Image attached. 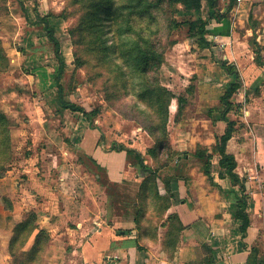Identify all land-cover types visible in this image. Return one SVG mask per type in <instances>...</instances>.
Returning a JSON list of instances; mask_svg holds the SVG:
<instances>
[{"label":"rangeland","instance_id":"obj_1","mask_svg":"<svg viewBox=\"0 0 264 264\" xmlns=\"http://www.w3.org/2000/svg\"><path fill=\"white\" fill-rule=\"evenodd\" d=\"M208 4L216 6L220 16L230 13L238 40L247 34L251 36L248 29L254 28L264 42V28L258 27L259 18L264 17V0H188L186 5L174 4L171 0H52L49 3H42V0H0V49L3 48L8 58L5 61L8 71L0 75V114L3 116L0 119V172L2 154L9 156L8 170L75 168L73 175L78 179H75L72 189H60L61 196L71 202L65 210L80 221H66L60 225L61 229L79 232L77 236L89 230L94 218L103 212L106 196L105 188L96 180L90 160H79L62 153H74L71 147L66 146V150L61 147L66 123L75 128V124L82 120L81 126L99 129L103 136L101 145L107 150L122 146L128 148L133 144L144 147L151 140L139 123L148 124L149 121L145 111H148L146 106L150 105L151 97L143 99L142 96L151 85L145 78L157 77L167 92L170 93L167 86H171L175 94L181 95L186 102L198 100L194 90L196 78L172 77L169 72L173 67L164 64V54L172 52V41L180 36L179 33L184 31L186 37V31H178L177 24L197 21L200 16L207 18ZM184 6L203 8L197 11ZM50 11L58 12L60 16H53ZM47 26L54 30L60 41L65 60L66 68L61 78L64 100L83 107L89 119L70 110L65 113L67 117L62 113L63 106L54 80L58 62L48 39ZM151 46L156 48L152 50L154 60L150 62L151 71L144 76L140 71L144 64L141 52ZM244 46L250 44L244 43ZM2 57L0 51V65L4 64ZM210 74L206 76L210 77ZM162 102L166 105V94H162ZM234 105L243 109L238 103ZM240 109H235L236 116L241 113ZM96 111L100 112L98 116H95ZM169 129L171 133L174 131L173 123ZM56 145L61 150L57 151ZM200 150L204 152V149ZM151 155L155 167L152 169L159 170L172 158V147L169 143L161 155ZM29 158L33 160L34 167L27 163ZM84 168L88 169L85 171ZM7 176L11 184L19 187L15 195L7 191L6 203L10 209V200H14V196L15 199L27 196L28 191L23 194V188L28 184V175ZM172 195L168 179L160 178L153 171L147 173L137 202V242H153L158 227H167L165 212ZM31 203L27 200L26 205L20 206L23 215L24 208L34 209L25 216L26 220L31 215L29 226L19 229V232L13 230L8 245L9 264H46L48 261L54 240L47 231L36 237L45 212L39 216L37 206ZM63 206L60 208L64 209ZM11 220L13 217L7 215V230L14 224ZM129 233L127 229L117 231L119 237ZM58 256L62 261V255ZM76 257L66 259L69 261Z\"/></svg>","mask_w":264,"mask_h":264},{"label":"crops","instance_id":"obj_2","mask_svg":"<svg viewBox=\"0 0 264 264\" xmlns=\"http://www.w3.org/2000/svg\"><path fill=\"white\" fill-rule=\"evenodd\" d=\"M49 1L52 2L42 0V3ZM50 14L58 15V12L50 11ZM263 20L264 17L259 18V28H264ZM234 26L230 13L220 22L213 20L206 35L211 44L209 48H202L197 38H189L187 30L183 29L186 37L184 31L179 33L171 45L172 52L165 53L164 64L173 67L169 72L172 77L196 78L194 90L198 100H188L181 106V95H176L175 90L167 86L174 94L168 121V129L171 123L174 129L172 133L168 130L172 158L157 174L170 181L173 195L165 212L167 227H158L155 241L137 242L138 230L135 228L139 214L137 202L147 173L126 151L104 149L101 131L81 126V120L75 128L66 123L61 147L63 150L66 146L71 147L74 153H62L92 162L96 180L106 190L103 212L94 218L89 230L78 236L79 232L61 229L60 225L66 221H80L65 210L71 202L61 196L60 189H72L78 179L73 175L75 168H35L33 160L26 159L34 168H11L0 179V264H9L8 245L13 230L34 209L24 208L23 215L20 206L26 205L27 200L37 206L39 216L45 212L44 221L39 222L40 229L49 232L54 240L46 264H264V42L254 28L248 29L251 36L247 34L238 40ZM244 43L250 46L246 47ZM223 62L236 68L241 84L232 102L242 105L243 109L239 116L235 111L228 115L237 126L227 144V153L237 161L236 173L245 184L244 195L248 197L250 226L244 234L236 215L243 192L240 186H233L220 166V154L214 151L227 128L221 118L224 111L221 99L228 86L237 82L236 75L222 67ZM209 73L211 76L207 77ZM62 113L65 116L67 110L63 109ZM146 135L151 140L144 147L133 144L128 148L142 154L146 165L152 169L155 167L150 151L154 150L155 142ZM66 140H70V145ZM55 147L57 151L61 150L58 145ZM201 148L210 159L197 155ZM207 164L209 176L203 171ZM22 173L28 175V184L24 186V192L21 190L23 194L28 191L27 196L16 199L14 196V200H10L12 207L7 209V191L15 195L19 188L18 184H11L7 175ZM53 183L54 187L51 186ZM7 215L13 217L10 230H7ZM171 219L181 226L180 230L171 229ZM119 229H127L130 233L119 237ZM59 254L64 260H59ZM74 256L76 259L67 261L66 258Z\"/></svg>","mask_w":264,"mask_h":264},{"label":"trees","instance_id":"obj_3","mask_svg":"<svg viewBox=\"0 0 264 264\" xmlns=\"http://www.w3.org/2000/svg\"><path fill=\"white\" fill-rule=\"evenodd\" d=\"M4 1V0H3ZM207 1H215V0H207ZM172 3L174 4H188V0H171ZM197 4L200 5L199 1H197ZM207 6V12H208V17L205 18L203 16H200L197 18V21H186V22H179L177 24L178 31L185 29L187 30V36L189 38H197L199 45L202 48H209L211 44L207 41L206 35H207V29L210 26L211 22L213 20L220 22L222 19L227 18L229 13L219 15L218 10L216 6H211L208 4ZM21 6L22 3H21ZM187 9H194L197 11L202 10L203 6H184ZM26 12V10H25ZM53 15V14H51ZM53 16H60V15H53ZM47 35L49 42L51 43L53 47V52L55 55V58L58 62V69L57 72L54 76L55 84L58 89V95H59V102L62 104L63 109L65 110H70L75 113H82L83 116L87 119H89L88 112L80 106L76 105H71L68 104L64 100V95H63V85H62V76L64 74L66 65H65V60L62 54V49H61V44L58 38L55 36L54 30L50 28L49 26L46 27ZM199 36V37H198ZM175 43V41H172V44ZM155 47L151 46L148 50H142L141 54L143 56V66L141 67L140 71L141 74L144 76H147L149 72L151 71L150 68V62L154 60V56L152 55V50L155 51ZM2 52V61L4 64L0 65V75L2 73L5 74L8 71V66L5 64V61H8L7 55L4 52L3 48L0 49ZM1 60V59H0ZM164 62H165V54H164ZM222 67L226 69L230 74L236 75L237 82L231 83L228 88L226 93L221 99V103L223 104L224 111L221 113V118L227 123V128L225 131V134L218 139V144L214 148L215 153L220 154L221 160H220V166L223 170H225V173L227 176L230 177L232 180L233 186H240L241 191L243 192L242 198L239 199L237 203V210H236V215L237 219L241 222V232L244 234L247 232L249 226H250V220L247 214V196L244 195L246 189H245V184L243 181L240 179L239 175L236 173V168H237V161L233 155H230L227 153V144L228 142L232 139L235 131H236V126L237 122L231 120L228 115L236 110L240 109V106L236 107L234 103L232 102V99L234 95L238 93V91L241 88L240 84V78L237 74L236 68L233 66H229L226 62H223ZM157 67V65H155ZM145 81L149 82L151 86H149L146 89V94H144L142 97L143 99L146 97H151V102L149 103L150 105L147 104V109L148 111H145L146 114H148V124L144 122H139L141 126H143L144 130L152 137V139L155 142V148L154 150H151V154H156V157L167 148V144H169V133H168V121H169V114H170V105L172 100L174 99V94L170 91L167 92V90L160 84V81L157 77L154 78H145ZM162 94H166V105H163L162 102ZM179 103L184 105L186 101L183 99V97L179 98ZM100 114L99 111L95 112V116H98ZM0 119H3V116L0 114ZM161 136V137H160ZM112 150H118V151H126L127 154L132 158L134 157L136 163L139 165V167L144 171V172H156V175L158 176V171L156 169H151L149 168L146 163L145 159L142 156V154L138 153L134 149L131 148H126L125 146H122L120 148H113ZM202 152L200 149L197 153V155L201 158H206L210 159L209 156H207L206 151L203 150ZM153 156V155H152ZM2 158V165H1V172H0V179L3 178L6 173L9 171L7 169V162H10L9 156H5V154L1 155ZM12 162V161H11ZM168 163V162H167ZM167 163H163L160 167L165 166ZM159 167V169H160ZM209 164H207L204 168L203 171L206 176H209ZM8 170V171H7ZM146 180V178H145ZM143 187V186H142ZM172 197V196H171ZM170 197V198H171ZM170 200V199H169ZM170 204V203H169ZM169 207V206H168ZM33 215V214H32ZM31 216V215H30ZM29 216V218H30ZM29 218L23 221L22 223L18 224L15 227L16 232H19V229H23V227L29 226ZM137 220V219H136ZM135 220V223H136ZM171 223V229L180 230L181 226L175 221L170 220ZM176 226V228H175ZM35 230V228H33ZM38 230V229H37ZM32 233V232H31ZM39 234L36 235L38 237L40 233H47L43 229H39ZM30 237V236H29ZM28 237V239H29ZM27 239V240H28Z\"/></svg>","mask_w":264,"mask_h":264}]
</instances>
